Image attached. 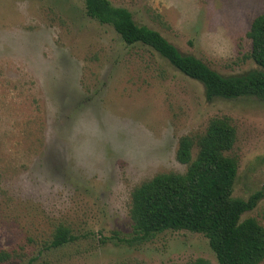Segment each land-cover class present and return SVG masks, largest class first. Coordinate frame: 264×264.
Masks as SVG:
<instances>
[{
	"label": "rangeland",
	"instance_id": "374dc122",
	"mask_svg": "<svg viewBox=\"0 0 264 264\" xmlns=\"http://www.w3.org/2000/svg\"><path fill=\"white\" fill-rule=\"evenodd\" d=\"M109 1L221 75L257 68L248 33L264 0ZM224 117L237 131L233 196L262 193L242 220L264 226L263 100L209 102L202 83L125 44L82 0H0V252L12 254L0 264H219L201 234L136 248L109 238L131 233L136 186L186 171L179 140ZM61 224L78 240L50 249Z\"/></svg>",
	"mask_w": 264,
	"mask_h": 264
},
{
	"label": "trees",
	"instance_id": "16d2710c",
	"mask_svg": "<svg viewBox=\"0 0 264 264\" xmlns=\"http://www.w3.org/2000/svg\"><path fill=\"white\" fill-rule=\"evenodd\" d=\"M82 1L87 16L112 27L125 44L151 48L186 77L202 83L209 102L241 97L264 101V13L253 21L248 33L252 42L249 58L257 68L224 76L197 57L180 52L158 31L137 24L128 9L109 0ZM236 141V128L226 117L212 119L204 134L182 137L176 155L186 171L159 173L136 186L130 207L133 229L124 236L114 232L109 240L136 248L165 232L187 231L208 239L219 264H262L264 226L255 218L242 220V216L256 208L263 194L247 200L233 196L239 163L229 153ZM77 240L61 224L55 228L49 248H63ZM11 258L12 254L0 252V263ZM193 264L211 263L199 259Z\"/></svg>",
	"mask_w": 264,
	"mask_h": 264
}]
</instances>
